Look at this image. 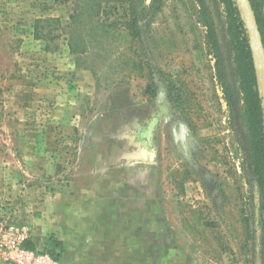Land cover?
<instances>
[{"label": "rangeland", "instance_id": "1", "mask_svg": "<svg viewBox=\"0 0 264 264\" xmlns=\"http://www.w3.org/2000/svg\"><path fill=\"white\" fill-rule=\"evenodd\" d=\"M71 1L0 0V221L60 264H264L223 2L162 0L77 64Z\"/></svg>", "mask_w": 264, "mask_h": 264}, {"label": "trees", "instance_id": "2", "mask_svg": "<svg viewBox=\"0 0 264 264\" xmlns=\"http://www.w3.org/2000/svg\"><path fill=\"white\" fill-rule=\"evenodd\" d=\"M227 17L228 34L234 50V62L242 93L241 118L246 128L249 146V165L254 181L262 197L264 209V127L262 124V100L256 89L247 34L239 9L234 0H221ZM264 46V17L262 0H250ZM73 8L67 25V40L71 53L76 56V63L94 47V44L110 46L117 40L140 43L146 19H152L161 9L162 0H73ZM148 21V20H147ZM35 21L34 35H39ZM203 24L211 28L204 17ZM131 47V45H130ZM134 65L139 62L133 61ZM262 239L264 252V217L262 219Z\"/></svg>", "mask_w": 264, "mask_h": 264}, {"label": "built area", "instance_id": "3", "mask_svg": "<svg viewBox=\"0 0 264 264\" xmlns=\"http://www.w3.org/2000/svg\"><path fill=\"white\" fill-rule=\"evenodd\" d=\"M27 229L0 221V264H59L49 251L23 246Z\"/></svg>", "mask_w": 264, "mask_h": 264}, {"label": "water", "instance_id": "4", "mask_svg": "<svg viewBox=\"0 0 264 264\" xmlns=\"http://www.w3.org/2000/svg\"><path fill=\"white\" fill-rule=\"evenodd\" d=\"M234 2L239 9V14L243 20L247 34L256 89L260 93L262 100V124L264 127V46L262 37L250 0H234ZM164 96L165 90L163 87H160L158 93L159 100H163Z\"/></svg>", "mask_w": 264, "mask_h": 264}, {"label": "crops", "instance_id": "5", "mask_svg": "<svg viewBox=\"0 0 264 264\" xmlns=\"http://www.w3.org/2000/svg\"><path fill=\"white\" fill-rule=\"evenodd\" d=\"M40 248H43V247H41V246H36V247H34V248H32V249H40ZM43 249H44V248H43ZM109 249H110V248L108 247L107 250L109 251ZM109 253H110V251H109ZM59 264H60V262H59Z\"/></svg>", "mask_w": 264, "mask_h": 264}]
</instances>
